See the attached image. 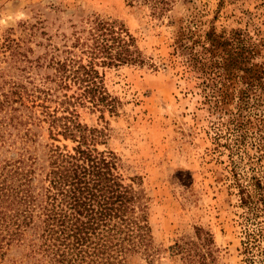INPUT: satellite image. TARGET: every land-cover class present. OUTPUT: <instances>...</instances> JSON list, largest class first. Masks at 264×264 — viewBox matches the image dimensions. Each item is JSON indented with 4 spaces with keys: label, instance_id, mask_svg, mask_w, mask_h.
<instances>
[{
    "label": "rangeland",
    "instance_id": "rangeland-1",
    "mask_svg": "<svg viewBox=\"0 0 264 264\" xmlns=\"http://www.w3.org/2000/svg\"><path fill=\"white\" fill-rule=\"evenodd\" d=\"M90 12L123 23L145 60L99 67L116 99L112 111L78 107L83 123L105 130L97 147L116 154L125 182L147 198L155 252L151 258L138 254L134 264H181L170 246L196 227L212 233L219 264H264V216L257 200L264 193V127L236 139L224 113L234 108L236 94L218 102L223 75L190 36V29L202 38L212 28L237 48L246 47L251 61L264 68V0H176L163 17L128 0H0V71L6 77L41 72L42 66L20 70L23 64L5 43L22 42L21 52L32 60L27 64L38 56L44 61L47 44H61L72 21ZM179 28L185 35L176 42ZM189 58L196 63L186 70ZM247 109L253 121L264 118V81L253 88ZM31 133L27 141L17 138L11 150L26 146L41 172L50 148L74 144L50 135L45 121L32 125ZM257 181L261 186L255 188ZM239 185L251 198L242 201ZM24 252L10 249L0 264H35Z\"/></svg>",
    "mask_w": 264,
    "mask_h": 264
},
{
    "label": "trees",
    "instance_id": "trees-1",
    "mask_svg": "<svg viewBox=\"0 0 264 264\" xmlns=\"http://www.w3.org/2000/svg\"><path fill=\"white\" fill-rule=\"evenodd\" d=\"M128 2L145 4L163 17L176 0ZM70 27L62 33L61 44L48 43L44 61L38 56L34 64H27L32 60L21 52L22 42L12 39L4 45L23 64L20 70L27 65L44 69L8 77L0 71V259L13 249L25 251L35 264H134L138 254L151 258L155 252L147 198L125 182L116 154L97 147L105 130L83 123L78 107L112 111L116 99L99 67L142 64L144 56L123 23L99 13L83 14ZM177 32L176 42L185 35L181 28ZM190 36L192 45H199L223 75L218 102L225 104L235 92L234 108L224 113L236 139L243 141L248 131L264 127V118L253 121L247 109L253 88L264 81V68L251 61L246 47L237 48L212 28L202 38L190 29ZM189 59L186 70L196 63ZM41 121L47 122L50 135L74 142L70 149L50 148L43 172L26 146L11 150L17 138L31 139V126ZM253 185L261 186L260 181ZM239 190L242 201L251 198L247 187L239 185ZM257 200L264 216V193ZM170 248L181 264H219L213 235L201 227Z\"/></svg>",
    "mask_w": 264,
    "mask_h": 264
}]
</instances>
